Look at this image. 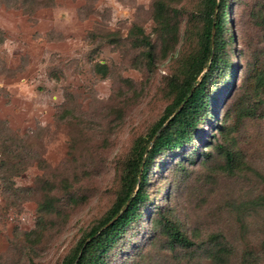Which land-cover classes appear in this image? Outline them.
<instances>
[{
    "label": "rangeland",
    "instance_id": "rangeland-1",
    "mask_svg": "<svg viewBox=\"0 0 264 264\" xmlns=\"http://www.w3.org/2000/svg\"><path fill=\"white\" fill-rule=\"evenodd\" d=\"M153 1L0 0V264H62L114 203L134 140L171 102L170 79L181 77L205 26L202 0H169L179 11L177 43L162 57ZM229 4L233 23L222 38L232 67L207 84L221 128L205 121L201 138L214 134L206 139L231 149L234 167L218 148L193 161L185 150L156 156L151 205L102 264H211L206 249L220 245L233 251L228 264H264V205H255L264 196V92L254 77L264 64V24H256L264 0ZM136 25L155 46L150 67L135 66ZM158 206L194 246H169L152 227Z\"/></svg>",
    "mask_w": 264,
    "mask_h": 264
},
{
    "label": "trees",
    "instance_id": "trees-1",
    "mask_svg": "<svg viewBox=\"0 0 264 264\" xmlns=\"http://www.w3.org/2000/svg\"><path fill=\"white\" fill-rule=\"evenodd\" d=\"M230 7L229 0L201 1L198 10L205 20L203 35L196 52L182 63L181 77L174 76L170 79L171 102L165 106L162 115L152 125L147 134L134 140L130 154L121 169L120 186L114 203L108 209L106 215L85 233L73 251L65 256L62 264H102L104 255L122 236L123 230L130 226L131 222L138 216L144 218L145 215L140 210L141 207H144V210L151 205L146 186L149 183L148 171L156 156L164 154L165 156H177L178 151L185 150L186 160L188 158L193 161L195 156L210 157L212 149L218 148L224 154L226 165L230 168L234 167L236 158L231 149L217 144L214 139H206L208 136L210 139L214 138V134L207 132L201 138V132H206L201 128L203 122L212 120L217 128H221V125L217 124L218 116L214 112L212 113L213 92L207 89V84L211 80L212 82L215 81L217 76L213 75L220 74L225 66L232 67L224 51L226 41L222 38L227 25L233 23V20L229 17L226 19ZM178 12L169 0H154L152 3V21L162 42V57L167 55L171 45L177 43ZM258 18L256 24L258 26L263 25L264 16ZM133 28L134 30L130 32L132 46L142 53L140 61L135 66L139 68L150 67L155 63L157 56L154 43L142 26L136 25ZM231 38L232 35L228 33V42L231 41ZM163 43H167L165 44L166 47ZM260 52L264 60V47ZM98 66L100 71L101 68H104L103 65ZM260 67L256 70L254 77L257 86L264 92V64ZM226 75L225 82H228L229 73L227 72ZM231 84H234V82L232 81ZM223 86H226V83H223L220 88ZM199 139L205 145L204 148L206 145H210L211 150L208 152L200 151V146L194 145ZM4 141L0 135V147ZM191 145H193V149L188 150L187 148ZM176 160H178V157H176ZM177 163L180 164L179 161ZM178 166L180 171L181 165ZM3 168H5V164L0 163L2 173L5 172ZM179 171L176 170V172ZM261 202L264 205V196H260L255 205L261 206ZM50 206V202L46 201L42 208L47 210ZM158 207L157 210L153 211L157 212V216L153 219L152 227L166 236L169 246L174 247L177 244L185 248L194 246L195 243L180 231L176 222L169 217V214L162 211L160 206ZM150 214L149 212L148 216ZM221 237L220 233L210 235L213 243H217L216 240ZM206 251L211 264H228L227 258L230 253H233L224 245L215 248L209 247Z\"/></svg>",
    "mask_w": 264,
    "mask_h": 264
}]
</instances>
